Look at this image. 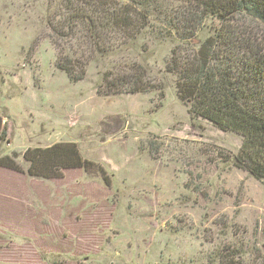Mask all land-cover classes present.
<instances>
[{
    "label": "rangeland",
    "instance_id": "rangeland-1",
    "mask_svg": "<svg viewBox=\"0 0 264 264\" xmlns=\"http://www.w3.org/2000/svg\"><path fill=\"white\" fill-rule=\"evenodd\" d=\"M61 11L60 0H0V159L20 169L0 166V264H264V181L235 166L239 136L179 100L168 73L178 43L152 28L130 48L103 37L111 58L93 56L74 84L48 37ZM217 23L202 21L194 43ZM239 24L264 35L249 17ZM134 66L154 89L99 95L102 74L140 77ZM58 143H75L107 180L83 167L30 175L23 153Z\"/></svg>",
    "mask_w": 264,
    "mask_h": 264
},
{
    "label": "trees",
    "instance_id": "trees-1",
    "mask_svg": "<svg viewBox=\"0 0 264 264\" xmlns=\"http://www.w3.org/2000/svg\"><path fill=\"white\" fill-rule=\"evenodd\" d=\"M159 1L60 0L62 11L47 29L56 52V68L77 84L85 78L93 56L111 58L114 45L103 37L121 38L123 45L130 48L147 28L159 29L158 38L170 36L178 43L172 49L170 62L174 64H169L168 73L176 78L179 100L197 118L239 136L241 145L234 158L235 166L255 180L264 181V35L259 39L239 24L241 17H249L264 27V0H171L180 6L167 12L158 8ZM209 17L219 23L216 32L194 43L202 21ZM80 38L85 39L87 51ZM181 46L186 52H181ZM66 48H72L74 57L63 53ZM134 67L132 71L140 77H120L107 70L98 86L99 95L151 90L152 85L143 84L141 68ZM23 159L28 163L27 172L35 177L49 179L63 170L83 167L98 169L107 180L102 168L81 158L75 143L28 148ZM0 166L20 171L9 157L0 159Z\"/></svg>",
    "mask_w": 264,
    "mask_h": 264
},
{
    "label": "water",
    "instance_id": "water-1",
    "mask_svg": "<svg viewBox=\"0 0 264 264\" xmlns=\"http://www.w3.org/2000/svg\"><path fill=\"white\" fill-rule=\"evenodd\" d=\"M2 128H3V120L0 116V134H1Z\"/></svg>",
    "mask_w": 264,
    "mask_h": 264
}]
</instances>
